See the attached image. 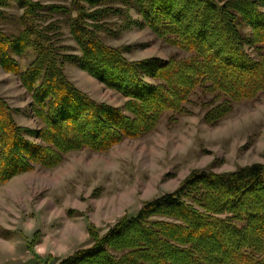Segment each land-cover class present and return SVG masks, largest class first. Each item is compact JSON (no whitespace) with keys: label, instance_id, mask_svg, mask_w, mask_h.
I'll return each instance as SVG.
<instances>
[{"label":"trees","instance_id":"1","mask_svg":"<svg viewBox=\"0 0 264 264\" xmlns=\"http://www.w3.org/2000/svg\"><path fill=\"white\" fill-rule=\"evenodd\" d=\"M12 2L24 13L16 32L0 27V66L19 77L39 125L19 124V109L0 94V184L37 165L54 167L72 151L102 152L144 136L165 112L186 113L197 89L213 95L204 115L212 125L234 104L264 94V0H72L71 7L0 0V19ZM53 14L67 16L80 54L63 52L58 22L40 23ZM115 16H128V27H149L190 56L127 58L131 46L102 37L119 32L107 21ZM30 54L24 68L16 55ZM67 63L119 92L124 104L98 101L79 88ZM90 234V246L53 264H264V163L193 170L175 191L147 201L104 234Z\"/></svg>","mask_w":264,"mask_h":264},{"label":"rangeland","instance_id":"2","mask_svg":"<svg viewBox=\"0 0 264 264\" xmlns=\"http://www.w3.org/2000/svg\"><path fill=\"white\" fill-rule=\"evenodd\" d=\"M71 7L72 0H35ZM0 27L18 28L24 13L16 2L4 8ZM140 19L134 8L128 9ZM75 12H73V15ZM67 16L53 14L41 24L60 25L58 44L63 52L80 54ZM44 19V18H43ZM128 16L107 19L117 35L102 32L112 46H131V60L148 57L190 56L158 37L149 27H128ZM19 28H21L19 26ZM246 34L250 28L242 24ZM253 55L257 52L249 48ZM16 59L26 68L32 55ZM69 78L98 101L122 106L126 100L74 64L65 65ZM0 94L19 109L21 125L37 128L30 112L31 97L19 77L0 66ZM212 94L195 90L187 112L163 114L155 130L126 138L106 151L88 148L68 153L58 165H40L0 184V264H53L75 250L92 244L90 229L104 234L122 217L134 216L147 201L175 191L193 170L230 172L264 163V94L234 104L218 124L204 120Z\"/></svg>","mask_w":264,"mask_h":264}]
</instances>
